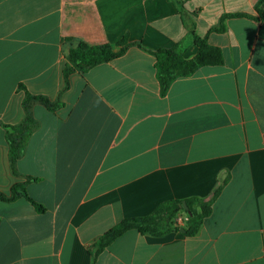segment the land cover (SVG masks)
Here are the masks:
<instances>
[{
  "label": "crops",
  "instance_id": "0c3cea01",
  "mask_svg": "<svg viewBox=\"0 0 264 264\" xmlns=\"http://www.w3.org/2000/svg\"><path fill=\"white\" fill-rule=\"evenodd\" d=\"M259 0H0V191L23 182L30 202L0 201V264H92L90 251L126 218L166 202L212 198L195 237L127 232L94 264H264V18ZM195 34L224 64L178 78L165 96L147 51ZM264 9V7H263ZM243 15V16H231ZM228 16V17H226ZM223 17L225 30L211 32ZM126 53L70 77L56 113L32 106L39 128L12 175L4 125L20 124L26 90L55 101L80 43ZM139 45L143 47L139 48ZM176 220L183 226L187 216Z\"/></svg>",
  "mask_w": 264,
  "mask_h": 264
},
{
  "label": "trees",
  "instance_id": "16d2710c",
  "mask_svg": "<svg viewBox=\"0 0 264 264\" xmlns=\"http://www.w3.org/2000/svg\"><path fill=\"white\" fill-rule=\"evenodd\" d=\"M180 7V14L186 27L194 37V42L199 50L197 55L191 59H184L183 43H178L170 49H160L156 51H147L156 58V75L160 85V92L165 96L171 85L178 78L189 77L195 74L200 68L206 66H220L224 64V55L221 49L210 45L206 38L195 34V23L185 19L183 3L177 2ZM264 0H259L256 5L257 12L264 18ZM243 16V15H231ZM228 17V16H226ZM223 17L219 25L211 32H223L225 30V18ZM118 51L111 45L90 46L80 43L76 48L70 50L64 66V86L55 101H51L45 96L33 95L29 93L23 85L19 89L25 91L23 100L24 119L17 125H4L6 130V140L9 148L10 170L13 176L22 177L18 172L17 162L24 156L30 137L39 128L38 121L32 115V106L36 103L43 105L48 111L56 113L64 107L61 101V95L70 88V77L75 73L84 74L92 68L109 63L123 56L131 45L123 40L117 45ZM139 48L142 46L139 45ZM23 182L15 183L8 193L0 191V201L4 203H13L19 199H25L38 213H45L46 208L34 201L28 194L27 186L31 183L39 182V178L24 176ZM223 189L220 186L209 200H203L197 197L188 198L182 201H170L159 205L156 210L144 217L126 218L117 223L114 227L105 232L92 246L90 255L92 264L98 257L110 247L117 239L124 236L127 232L135 230L141 235L163 236L168 232H180L185 237H195L201 231L204 221L212 214V206ZM187 205V210L184 207ZM184 213L187 219L183 226L175 225V218ZM184 229V232H181Z\"/></svg>",
  "mask_w": 264,
  "mask_h": 264
},
{
  "label": "rangeland",
  "instance_id": "374dc122",
  "mask_svg": "<svg viewBox=\"0 0 264 264\" xmlns=\"http://www.w3.org/2000/svg\"><path fill=\"white\" fill-rule=\"evenodd\" d=\"M174 223H175V225H178V226H180L181 225V222L179 221V220H174Z\"/></svg>",
  "mask_w": 264,
  "mask_h": 264
},
{
  "label": "water",
  "instance_id": "95a60500",
  "mask_svg": "<svg viewBox=\"0 0 264 264\" xmlns=\"http://www.w3.org/2000/svg\"><path fill=\"white\" fill-rule=\"evenodd\" d=\"M184 207H185V209L187 210V205H186V203H184ZM181 232H184V229H181Z\"/></svg>",
  "mask_w": 264,
  "mask_h": 264
},
{
  "label": "built area",
  "instance_id": "2783aa9c",
  "mask_svg": "<svg viewBox=\"0 0 264 264\" xmlns=\"http://www.w3.org/2000/svg\"><path fill=\"white\" fill-rule=\"evenodd\" d=\"M180 221V220H179ZM181 222V221H180Z\"/></svg>",
  "mask_w": 264,
  "mask_h": 264
}]
</instances>
